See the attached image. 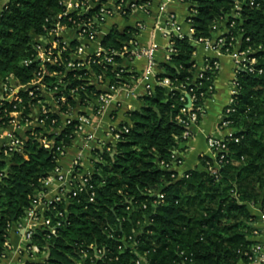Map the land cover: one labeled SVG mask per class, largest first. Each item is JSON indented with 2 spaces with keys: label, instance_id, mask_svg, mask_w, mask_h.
<instances>
[{
  "label": "trees",
  "instance_id": "trees-1",
  "mask_svg": "<svg viewBox=\"0 0 264 264\" xmlns=\"http://www.w3.org/2000/svg\"><path fill=\"white\" fill-rule=\"evenodd\" d=\"M62 1H8L0 13V85L8 77L18 85H27L36 77L40 66L35 61V45L39 38L47 37L57 17L65 11ZM185 2L196 10L190 19L193 33L191 38L175 39L177 55L169 62L159 63V77H168L175 86L183 84L197 93L203 91L211 81H203L201 86L196 84L199 80L194 82L192 39L209 38L213 26L234 10L238 17L229 18L234 21L232 35L241 36V48L254 50L257 68L264 69V0L257 5L247 0ZM236 5L239 7L234 9ZM96 9L84 16L94 15ZM58 22L72 28L67 17ZM137 33L136 28L113 30L101 43L106 49L118 51ZM78 45L71 41L67 51L56 53L60 62L69 60ZM28 60L32 62L26 65ZM122 61L120 56L115 57L116 63ZM44 69L45 83L55 86L56 78L49 75L55 66L45 63ZM112 69L107 67L106 78L109 85L117 87ZM58 70L64 71L65 67ZM87 70L86 75L85 70L66 72L57 93H62L64 102L55 111L48 109L43 125L33 128L34 136L26 133L19 152L0 153V255L8 224L26 214L42 189L41 179L56 166L53 149L44 148L41 137L45 135L54 144L69 146L72 127L56 137L51 133L59 126L60 116L99 93L91 85L79 88L103 72L97 64ZM121 76L128 80L130 74L123 72ZM237 79L240 90L229 118L240 140L227 144L228 153L216 174L207 170V163L211 165L213 160L206 156L200 159L199 167L186 173L187 177H179L160 165L171 163L173 153L185 141V128L178 121L183 117L179 111L183 105L181 93L157 85L151 96L140 97L141 108L127 114L128 132L114 149L97 150L98 159H92L94 201L90 202V194L82 191L47 212L53 222H62L51 239L40 233L34 236L33 242L40 250L47 247L45 264H88L90 259L83 258L82 252L92 256L96 248L105 255L94 264H139L141 260L146 264H248L255 243L252 237L257 231V219L249 205L260 204L264 195V74L240 71ZM75 87L77 91L71 93ZM19 94L22 102L15 110L21 113L23 122L29 120L38 98L24 91ZM5 109H14L12 104L2 103L0 123L6 125L11 116ZM53 119L56 122L52 123ZM148 190L161 197L149 195ZM58 211L64 216L58 217Z\"/></svg>",
  "mask_w": 264,
  "mask_h": 264
},
{
  "label": "built area",
  "instance_id": "built-area-1",
  "mask_svg": "<svg viewBox=\"0 0 264 264\" xmlns=\"http://www.w3.org/2000/svg\"><path fill=\"white\" fill-rule=\"evenodd\" d=\"M251 5H257L259 0H247ZM63 6L65 11L57 17V22L53 28L49 30L47 37L39 38L35 45L36 57L35 61L39 63V71L34 79L27 85H18L15 81L12 84V77H8L0 85V107L3 102L12 104L11 112H4L10 114L11 119L8 120L7 124L0 123V131H5L9 127H12V132L0 136L3 142L0 143V153L8 154L12 152H19L24 145L26 133L34 136L35 132L33 128L42 126L45 120L44 114L49 110H52L48 105L43 103L42 91L49 92L54 101L55 111L57 105H61L64 102L62 93H58L59 85L64 83L65 73L68 71L85 70L91 64L100 65L103 69L102 73L94 75L84 85H80L79 88L85 89V87L91 85L95 88L97 86L106 85V89L96 94L95 100L97 105L94 108L92 115L87 114H74L73 109L66 111V113L60 116V124L51 133L58 136L61 132L69 127H72L73 137L76 135H82L84 146L89 149L91 154L90 168L84 169L82 162V155L79 152L76 158L73 159L70 171H64L60 165V160L65 156L69 146H64L61 143L54 144L53 140L43 135L41 137V144L46 149H53L52 153L55 156L56 166L54 170L46 177L41 179L42 189L38 192L33 200L32 206L27 210L26 214L20 218L17 222L8 224L6 242L4 244L3 251L0 255V264H9L14 258L17 264H45L48 259L47 247L40 250L38 246L33 242L34 236L40 233L42 237L51 239L56 234L57 229L60 227L62 220L52 221L47 215V212L51 209H55V205L65 202L67 203L70 198L77 196L79 192L86 191L90 194L89 201H94L95 191L94 186L90 182L91 171L93 170L92 159H98L96 157L97 150L100 151H111L114 149L122 135L128 132V127L122 126H107L105 134L111 137L113 144H109L102 139H99L96 135V128L101 127L100 118L106 110L109 103L113 100L114 94L119 89H124L128 92H132V87L137 80L146 81V95L151 96L153 94V88L148 83L149 79L152 78L158 85H162L170 92L178 91L181 93L180 100L183 105L179 111L183 117L179 118V123L184 126L185 131L182 134L183 139L190 137V126L197 123L198 117L202 116L204 107L202 104L206 98L213 93V79L214 75L217 74L219 69V62L213 58L205 57L200 63L195 60L196 45L202 44L208 51H217L229 55L232 58L234 78L231 84V90L227 105L222 112L217 131L207 136V147L212 155L213 163L208 165L207 170L211 174H216L221 163L224 162L225 157L228 153L227 144L229 142H239L240 137L236 135L234 129L231 127L232 120L229 118V114L234 112V103L240 90L238 83V74L240 71L264 74V69L257 68V59L254 56L255 51L249 49H242V38L239 35L234 37L231 33V27L234 26V21H230L229 18L238 17V13L234 10L228 15L222 22L213 26L211 36L209 38H199L196 40L192 39L195 50L193 52L195 69L194 82L199 80L197 86L203 85V81L210 82L209 85L203 90L197 93L194 88L186 89L183 84L175 86L171 83L168 77H159L158 69L159 63L155 57L156 46L154 43L149 45H140L136 41V37L139 32L143 29L141 23H136L135 27L138 33L129 41L125 42L118 51L106 49L102 46V40L99 39L98 33L100 27L104 22L115 15L121 17L128 16L135 10L146 11L150 7L148 1H134V0H63ZM7 5V4H6ZM6 5L3 9L6 8ZM239 6L236 5L234 9ZM97 8L92 16L85 17L84 15ZM158 17L154 22V28L159 31L161 37L167 40L166 52L164 62H169L172 57L177 55V50L174 47L175 39H183L188 36L191 38L193 28L190 25V19L195 15L196 10L188 5L189 15L187 17V23L189 30L185 33L182 29L181 24L176 19L173 12L168 11L166 4L161 3L158 6ZM3 11V10H2ZM1 11V12H2ZM0 12V13H1ZM61 17H67L68 21L71 22L72 28H67L58 22ZM58 29H71L75 32V38L73 41H77L79 45L70 54L69 60L65 63L60 62V59L56 56L60 55L61 52L68 50L69 43L60 41V37L56 36ZM212 34H215L212 38ZM83 42H79L78 40ZM246 38L245 41H248ZM93 45L92 51H88L89 47ZM120 56L123 60L133 61L137 59H145V69L142 73L138 74L135 70L127 68L121 63L115 62V57ZM32 61H25V64H29ZM51 63L55 66V70L49 73L50 76L56 78L55 86L47 85L44 81L45 75H47L44 64ZM108 66L113 67V72L117 78L119 86L115 87L108 84L105 70ZM60 67H65V70H58ZM129 73V79L123 78L121 73ZM77 77H81L78 75ZM14 80V79H13ZM78 87L70 89L71 93L77 91ZM40 91L41 94L36 95L35 91ZM24 91L30 97H37V105L40 106V113L37 120V125H29V120L25 119L22 122L21 113L17 110V106L22 102L20 92ZM95 95V94H93ZM90 100V99H89ZM87 100L86 102H88ZM85 102V103H86ZM49 109V110H48ZM56 122V119L52 120V123ZM95 123V126H94ZM24 126L25 135L20 136L17 131L20 127ZM90 128H92L90 130ZM2 134V133H0ZM180 158H178L177 150L172 155L171 163L165 164L160 162V165L172 170L174 164H179ZM187 177V174L181 177ZM149 195H155L161 197V194L148 190ZM145 207V206H143ZM263 219H264V195L259 204ZM58 217H63L64 213L58 211L56 213ZM254 235H261L264 237V224L257 229ZM105 255V252L96 248L94 255L89 256L86 252H82V257L90 259L91 263L100 260ZM141 260L138 263L143 264ZM248 264H264V244L254 243L251 247V254L248 255Z\"/></svg>",
  "mask_w": 264,
  "mask_h": 264
},
{
  "label": "crops",
  "instance_id": "crops-1",
  "mask_svg": "<svg viewBox=\"0 0 264 264\" xmlns=\"http://www.w3.org/2000/svg\"><path fill=\"white\" fill-rule=\"evenodd\" d=\"M9 0H0V12L3 7L8 3ZM138 2L148 1L150 7L146 10H135L127 17H121L119 15L108 18L104 24L100 27L98 37L103 40L113 30L123 31L126 28H134L136 23H141L143 29L139 32L136 37V41L140 45H149L154 43L156 46L155 57L158 63L164 62L167 40L163 39L154 28V22L158 17V6L161 3H165L167 10L174 13L176 19L181 24L182 29L185 33L189 30L187 23V17L189 15L188 4L185 0H134ZM215 34H212V38ZM56 36H59L64 41L70 43L75 38V32L71 29H58ZM83 42L82 40H78ZM93 45L89 47L88 51H92ZM205 57H210L217 60L220 64L216 76L213 79V93L205 99L203 103L204 111L202 116L197 123L190 126L191 135L184 142L180 143L177 149L178 158H180L179 164H174L172 170L175 171L179 177L186 174L190 170L200 166V159L203 156L212 158V155L207 147V136L217 131L218 122L222 112L224 111L227 101L229 98L232 80L234 78V69L232 58L224 53L217 51H208L204 45H196L195 60L200 63ZM145 59H137L133 61L123 60L122 65L135 70L136 73L140 74L145 69ZM160 73L161 70L158 69ZM14 83V80H11ZM148 83L154 89L158 84L152 78L149 79ZM146 81L137 80L132 87V92H128L124 89H119L115 92L113 100L109 103L106 110L100 118L101 127L96 128V135L99 139L113 144L111 137L106 136V127L122 126L128 123L127 114L132 111H138L141 108L140 97L146 96ZM106 85L97 86V90H105ZM43 103L48 105L52 110L55 109L52 95L47 91H42ZM97 100L91 98L88 102L78 105L73 109L74 114H87L92 115ZM40 113V106L35 105L29 115V125H37L38 116ZM95 126V123H94ZM92 128H90L91 130ZM12 132V127H9L5 131H0V136ZM20 136L25 135L24 126L20 127L17 131ZM3 140L0 137V143ZM82 155L83 168H90L91 154L89 149L84 146L82 135H76L72 140L71 145L67 149L65 156L60 160V165L64 171H70L72 161L78 153ZM250 212L256 216L257 223L256 228L259 229L264 224V219L259 207V204L249 205ZM252 241L255 243L264 244V237L261 235H255L252 237ZM9 264H17L13 258ZM143 264H146L143 261ZM246 264V263H239Z\"/></svg>",
  "mask_w": 264,
  "mask_h": 264
}]
</instances>
